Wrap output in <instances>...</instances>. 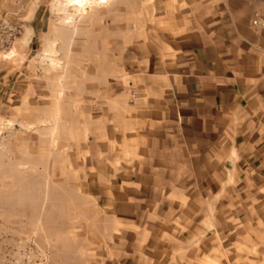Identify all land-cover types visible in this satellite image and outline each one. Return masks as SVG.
<instances>
[{
    "label": "crops",
    "instance_id": "1",
    "mask_svg": "<svg viewBox=\"0 0 264 264\" xmlns=\"http://www.w3.org/2000/svg\"><path fill=\"white\" fill-rule=\"evenodd\" d=\"M154 6L122 53L145 170L103 180L122 264H264V0Z\"/></svg>",
    "mask_w": 264,
    "mask_h": 264
},
{
    "label": "rangeland",
    "instance_id": "2",
    "mask_svg": "<svg viewBox=\"0 0 264 264\" xmlns=\"http://www.w3.org/2000/svg\"><path fill=\"white\" fill-rule=\"evenodd\" d=\"M156 1L0 0V264L124 261L103 180L145 170L122 53Z\"/></svg>",
    "mask_w": 264,
    "mask_h": 264
},
{
    "label": "bare ground",
    "instance_id": "3",
    "mask_svg": "<svg viewBox=\"0 0 264 264\" xmlns=\"http://www.w3.org/2000/svg\"><path fill=\"white\" fill-rule=\"evenodd\" d=\"M110 1H112V0H62V5H63V7L65 8V9H67L66 7H68L69 5H75V6H77V7H79V9H83V8H85V7H87V6H91V5H97V6H99V5H105V4H108V3H110ZM59 3H61V2H59ZM61 5V4H60ZM60 8H61V6H60ZM60 8H59V10H60ZM64 9V10H65ZM61 11V10H60ZM62 13V12H61ZM63 14V13H62ZM64 14H66V13H64ZM67 18H65L64 20H63V22H64V24L66 25L67 23H71L72 22V20H73V16H72V14H69V16H66ZM74 22V21H73ZM72 22V23H73ZM68 24V25H69ZM53 53V52H52ZM49 55V54H48ZM50 59H51V57H50Z\"/></svg>",
    "mask_w": 264,
    "mask_h": 264
},
{
    "label": "built area",
    "instance_id": "4",
    "mask_svg": "<svg viewBox=\"0 0 264 264\" xmlns=\"http://www.w3.org/2000/svg\"><path fill=\"white\" fill-rule=\"evenodd\" d=\"M253 24L256 27H258V28H263L264 27V20L259 17V14L257 12L255 14V17H254V20H253ZM132 96L136 97V93L133 92Z\"/></svg>",
    "mask_w": 264,
    "mask_h": 264
}]
</instances>
